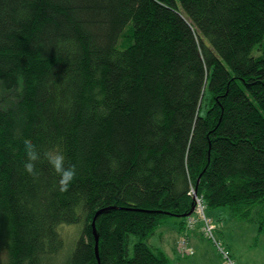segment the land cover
Masks as SVG:
<instances>
[{
    "label": "trees",
    "instance_id": "16d2710c",
    "mask_svg": "<svg viewBox=\"0 0 264 264\" xmlns=\"http://www.w3.org/2000/svg\"><path fill=\"white\" fill-rule=\"evenodd\" d=\"M0 88V264H97L101 210L100 264H169L146 239L192 191L264 235V0H0Z\"/></svg>",
    "mask_w": 264,
    "mask_h": 264
},
{
    "label": "rangeland",
    "instance_id": "374dc122",
    "mask_svg": "<svg viewBox=\"0 0 264 264\" xmlns=\"http://www.w3.org/2000/svg\"><path fill=\"white\" fill-rule=\"evenodd\" d=\"M19 91L16 89L15 93H19ZM12 99L13 94L7 95L0 88V107H6L8 103H12ZM206 104L207 102H205ZM195 193L193 191V198L195 196L200 198ZM187 217L196 220L194 228H185L184 222L187 218L183 222L180 218L166 217V220L155 230L157 235L152 238L155 243L150 248L161 251L163 247L169 264H229L226 257L217 248V241L221 248L228 250L230 258L235 264H264V235L257 233L256 224L253 221L231 216L226 207L208 210L205 204L202 216L193 209V212ZM205 219L208 220V226L212 227L215 241L209 237ZM79 229L76 226L64 228L63 233L67 243L74 240L76 235L78 236ZM194 230H197L200 236L194 241L193 246L190 235ZM159 234H162L161 238H159ZM149 238L146 239V242ZM136 239L132 236L131 242L133 243ZM181 240H188L186 248L192 250L190 253L186 254L185 249L183 250L179 246ZM7 245L8 233L5 220L3 216H0V263L6 253Z\"/></svg>",
    "mask_w": 264,
    "mask_h": 264
},
{
    "label": "clouds",
    "instance_id": "9594fccd",
    "mask_svg": "<svg viewBox=\"0 0 264 264\" xmlns=\"http://www.w3.org/2000/svg\"><path fill=\"white\" fill-rule=\"evenodd\" d=\"M23 148L27 157L23 167L27 173L37 175V162L46 160L59 175L60 190H67L77 175V169L75 164H66V153L59 145L53 144L48 148H40L32 141L26 140Z\"/></svg>",
    "mask_w": 264,
    "mask_h": 264
},
{
    "label": "built area",
    "instance_id": "2783aa9c",
    "mask_svg": "<svg viewBox=\"0 0 264 264\" xmlns=\"http://www.w3.org/2000/svg\"><path fill=\"white\" fill-rule=\"evenodd\" d=\"M193 193V191H192ZM194 211H196L197 214H199L200 216H202L204 214V204L202 203V200L198 197L195 196L194 198ZM186 221L184 222V226L186 229H192L196 226V220L195 219H188V217H186ZM206 222V230L209 234V237L212 238L213 241H215L214 236L212 234V227L208 226V220H204ZM180 242V247L184 250L185 249V253L188 254L190 253L192 250L186 248V246L188 245V240H181ZM216 246L219 249V251L226 257V259L228 260L229 264H235V262L230 258V253L228 252V250L221 248L219 242H216Z\"/></svg>",
    "mask_w": 264,
    "mask_h": 264
},
{
    "label": "water",
    "instance_id": "95a60500",
    "mask_svg": "<svg viewBox=\"0 0 264 264\" xmlns=\"http://www.w3.org/2000/svg\"><path fill=\"white\" fill-rule=\"evenodd\" d=\"M193 209H194V205H192L190 211L187 214L182 215V217L189 216L193 212ZM101 212H102V210L101 211H98L96 213L93 221H92L93 234L95 235V255H96V259H97V264H100V262H99V255H98V237H97L96 231H95V219L98 216V214H101Z\"/></svg>",
    "mask_w": 264,
    "mask_h": 264
},
{
    "label": "crops",
    "instance_id": "0c3cea01",
    "mask_svg": "<svg viewBox=\"0 0 264 264\" xmlns=\"http://www.w3.org/2000/svg\"><path fill=\"white\" fill-rule=\"evenodd\" d=\"M163 234V233H162ZM162 234H159V238L162 237ZM157 235V233H154L152 236H150V238L147 240V245L149 247H151V245H153L155 242L152 240V238H154V236ZM200 234L198 233L197 230H194L191 235H190V241L192 243V245L194 246V241L199 238ZM165 242V241H164ZM174 244V243H173ZM162 252H164V254L166 255V251L164 250V248L162 247ZM167 257V256H166ZM168 259V258H167Z\"/></svg>",
    "mask_w": 264,
    "mask_h": 264
}]
</instances>
